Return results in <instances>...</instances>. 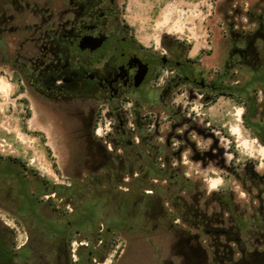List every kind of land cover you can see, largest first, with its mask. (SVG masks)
I'll return each mask as SVG.
<instances>
[{"label":"rangeland","instance_id":"374dc122","mask_svg":"<svg viewBox=\"0 0 264 264\" xmlns=\"http://www.w3.org/2000/svg\"><path fill=\"white\" fill-rule=\"evenodd\" d=\"M51 1L15 0L14 20L5 21L0 40V163L16 168L0 172V255L11 254L4 260L54 264L60 235L44 220L56 229L74 222L69 250L77 261L86 255L80 246L89 244L106 256L94 264H182L169 225L190 226L178 218L177 205L214 212L217 196L227 195L246 217H257L264 209V144L245 127L246 109L239 101L226 96L212 101L214 93L201 82L249 79L245 64L224 74L240 59L231 54L247 40L264 61V39L254 35L264 33V0H115L117 12L110 20L123 22L122 35L156 58L157 75L112 103L69 93L45 96L29 87L23 71L26 49L38 50L44 26L60 20L65 32L74 18L52 17L46 12ZM2 2L7 10V0ZM56 2L65 8V0ZM160 57L172 59L171 64L163 65ZM176 61L185 63V70L176 69ZM186 75L195 82H184ZM257 99L264 101L261 92ZM115 107L125 123L114 117ZM255 119L264 122L259 115ZM153 166L151 176L157 178L148 181L161 194L145 193L160 198L163 218H144L135 204L141 193L136 179ZM17 173L29 181L26 192L35 198L33 204L24 198ZM214 176L223 179L219 187ZM54 184L71 186L73 194L52 192ZM85 207L92 218L79 226Z\"/></svg>","mask_w":264,"mask_h":264},{"label":"flooded vegetation","instance_id":"af4514ba","mask_svg":"<svg viewBox=\"0 0 264 264\" xmlns=\"http://www.w3.org/2000/svg\"><path fill=\"white\" fill-rule=\"evenodd\" d=\"M1 1L0 40L4 37L5 21L14 20L12 11L15 6V0H7L8 9L5 10ZM54 2L51 1L46 9L52 17L72 14L74 18L65 32L60 20L53 26H44V39L39 40L38 50L26 49L23 71L31 89L45 96H57L70 88L68 83H71V88L76 91L74 95L112 103L135 94L156 77V58L150 57L148 50L138 45L133 37L122 35L123 22L115 18L110 20L109 17L117 12L115 0H65L64 9L60 8V4L57 7L56 0ZM86 35L106 36V39L94 50L81 49L80 41ZM159 61L167 66L172 59L166 58L164 61L160 57ZM175 68L185 70L186 64L176 61ZM171 78L174 80L177 77L172 75ZM191 81L195 82V79L186 75L184 82ZM170 82L166 84L167 91L173 88ZM201 84L206 87L203 82ZM113 115L120 123H125L119 107L113 109ZM53 251L54 264L78 262L72 258L69 248H55Z\"/></svg>","mask_w":264,"mask_h":264},{"label":"trees","instance_id":"16d2710c","mask_svg":"<svg viewBox=\"0 0 264 264\" xmlns=\"http://www.w3.org/2000/svg\"><path fill=\"white\" fill-rule=\"evenodd\" d=\"M254 35L262 36L264 39V33L262 32L261 34L260 30L256 31ZM247 41L245 48L238 49V51L231 54L233 56L238 55L240 59L234 61V65H227L224 74L228 75L235 64H245L249 68V79L244 83H240L239 80L228 83L212 81L206 87L210 88L214 93L212 101H216L221 96L234 98L239 101L241 106L246 109L243 115L245 127L253 130V136L264 144V122L255 119L257 115L264 117V101L259 103L257 99L259 92L263 94L264 98V61L260 58L253 40ZM73 91L74 89L70 87L65 89L63 93L75 94L76 91ZM227 136L229 137V135ZM154 170V166L150 167L141 177L136 179V183L141 188V193L136 197L135 204H140L139 214L144 218H163L165 216L163 206H160L162 204L160 198L145 193V189H152L154 192L156 189L157 195L161 194V190H159L157 185L148 181L150 178H157L156 176H151ZM0 172L15 173L16 168L12 165L4 167L0 163ZM16 175L19 178L20 189L25 195L24 198L33 204L35 198L26 192L29 181L19 173ZM177 180L179 181V179ZM47 190L46 187L43 188V191ZM71 190V186L62 184H54L51 187L52 192L60 195L61 193L72 195ZM216 202L218 203V210L214 212H208L186 202H183L181 206L174 205L179 210L178 218L190 226L186 229L176 227V225H169L170 229L174 231L175 248L182 251V264H264V209L262 208L261 213L257 217L251 216V218H248L240 212L238 205L227 195L217 196ZM86 208L84 209L85 211H80V214H78L76 224L79 226L92 218V215L87 214ZM126 208L125 204L121 207L122 211L126 210ZM127 215L130 216L131 211H128ZM254 219H256V228L251 229L250 226ZM40 222L46 223L50 227L51 232L60 235L57 248H69V243L72 240L69 228L74 222L66 224L64 229H56L52 224L44 220ZM111 231L112 229L107 232ZM201 234H203V238L200 237ZM88 240L90 241L91 239L88 238ZM100 240L102 239L100 238ZM205 241H209V244H204ZM1 246L2 244L0 243ZM104 248H108L107 245H103L102 249ZM80 249L86 255L77 264H94V260L106 258L89 244H82ZM10 256L11 254L8 253L0 255V264H12V258L7 262L5 261Z\"/></svg>","mask_w":264,"mask_h":264},{"label":"water","instance_id":"95a60500","mask_svg":"<svg viewBox=\"0 0 264 264\" xmlns=\"http://www.w3.org/2000/svg\"><path fill=\"white\" fill-rule=\"evenodd\" d=\"M106 39V36H90L86 35L84 36L80 41V48L86 49L90 48L91 50H94L101 46L102 42ZM163 60H166V57H163Z\"/></svg>","mask_w":264,"mask_h":264},{"label":"crops","instance_id":"0c3cea01","mask_svg":"<svg viewBox=\"0 0 264 264\" xmlns=\"http://www.w3.org/2000/svg\"><path fill=\"white\" fill-rule=\"evenodd\" d=\"M174 26V25H173ZM237 130V129H236ZM212 181L214 182L215 187H219L223 183V179L221 176H214L211 178Z\"/></svg>","mask_w":264,"mask_h":264}]
</instances>
